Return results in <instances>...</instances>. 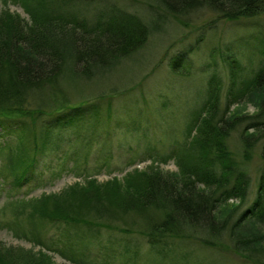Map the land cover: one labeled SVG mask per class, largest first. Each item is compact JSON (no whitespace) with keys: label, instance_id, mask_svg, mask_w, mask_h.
Here are the masks:
<instances>
[{"label":"rangeland","instance_id":"obj_1","mask_svg":"<svg viewBox=\"0 0 264 264\" xmlns=\"http://www.w3.org/2000/svg\"><path fill=\"white\" fill-rule=\"evenodd\" d=\"M107 1L148 22L149 38L134 53L89 76L78 74L70 61L48 90L31 94L27 112L33 125L24 132L21 126V131L0 126V250L21 247L57 264H264V249L248 258L228 235L216 246L172 238L155 245L137 231H120L118 221L87 227L48 211L52 197L61 199L72 185L123 179L180 152L196 130L212 78L222 81L221 107L226 105L232 80L227 60L234 54L243 68L241 78H250L264 56L251 42L255 38L264 45V14L237 23L222 20L215 27L210 25L215 14L205 9L193 13L186 26L155 0ZM5 8L28 18L19 0H0V15ZM157 9L164 17H157ZM259 98L251 94L231 107L244 120L228 137L229 150L251 181L246 201L227 202L228 208L235 206L231 221L259 193L264 124L250 125ZM81 103L87 113L72 122L44 121ZM258 120L264 122V113ZM161 167L178 172L175 158ZM248 223L245 233L257 226L254 220Z\"/></svg>","mask_w":264,"mask_h":264},{"label":"trees","instance_id":"obj_2","mask_svg":"<svg viewBox=\"0 0 264 264\" xmlns=\"http://www.w3.org/2000/svg\"><path fill=\"white\" fill-rule=\"evenodd\" d=\"M94 1L19 0L28 18L7 8L2 11L0 126L13 125L18 130L21 126L24 132L27 125H33L27 112L31 94L48 90L70 61L78 74L89 76L95 69L111 66L146 43L150 35L148 22L118 9L110 1ZM155 1L161 10L186 26L193 13L205 9L215 14L210 20L215 27L222 20L237 23L264 14V0ZM156 12L157 17H164L162 11ZM251 42L256 43L259 52L262 48L264 55V45L255 38ZM241 46L245 45L241 42ZM231 57L227 60L232 80L226 105L221 107L222 81L212 78L196 130L189 134L180 152L166 154L160 163L153 162L123 179L72 185L69 194L61 199L60 195L52 197L53 206L48 208L55 212L52 217L87 227L104 219L108 223L118 221L120 231H137L155 245L172 238L216 246L228 235L233 247L246 257L254 258L262 252L264 169L257 198L238 219L231 221L235 206L228 208L230 205L226 204L230 199L246 201L250 189L249 176L229 150L228 137L244 120V115L233 112L231 107L245 96L259 94L260 109L250 125L255 128L264 124L258 120L264 113V56L250 78H241V63L234 54ZM178 65L175 61L174 69ZM86 109L82 103L67 110L64 107L44 121L72 122L84 116ZM172 158L178 172L161 167ZM250 220L257 226L245 233ZM0 264L57 263L45 254L12 247L0 250Z\"/></svg>","mask_w":264,"mask_h":264}]
</instances>
